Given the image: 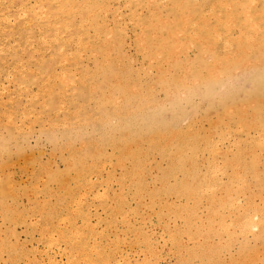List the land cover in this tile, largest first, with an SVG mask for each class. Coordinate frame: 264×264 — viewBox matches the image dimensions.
<instances>
[{
  "label": "bare ground",
  "instance_id": "1",
  "mask_svg": "<svg viewBox=\"0 0 264 264\" xmlns=\"http://www.w3.org/2000/svg\"><path fill=\"white\" fill-rule=\"evenodd\" d=\"M44 1L48 3V9L55 0ZM123 1L129 8V22H133L139 29L136 41H138L137 45L140 51L138 54L141 53L143 62L136 70H132L129 60L120 59L122 57L120 56L119 45L122 42L124 30L120 18H116L119 13L113 7V10L110 11L111 8L108 3L89 0L86 4L82 3L83 5L78 7V9L75 8V4H70L69 8L67 4L60 6L55 4L53 8L56 13L53 16L56 17H53L49 12L42 11L43 7L36 6V1H33V5H24L16 13L17 17L23 18V28L37 29L42 43L44 39L56 42L59 40V30L64 31L68 30V28L74 30L75 27L79 26L80 33L75 34V42L79 41L80 35L81 37L85 34L88 35V31L91 30L95 33L93 42L98 43L95 46L97 54L91 53L92 55H98L99 59L95 66V71L91 75L93 77L92 80L90 79L93 89L90 88L91 91L87 99L93 104V114L85 115V117L87 116V123L85 124L92 125L93 123L94 125L90 127L94 132V136L83 133L84 130L81 125L73 127L62 136L63 142L66 143L65 147H68L73 138H77L84 142L89 150L81 156L73 155L70 152L71 163L66 160L67 164L69 163V166L71 165L73 169L74 179L79 182L74 188H70L71 190L68 192L71 195L69 197L70 202L66 203L74 204V214L83 219L85 218V220L81 219V222L84 221L86 223V220L89 219V213L85 211L84 204L87 205V202L84 201L85 199L83 200L84 202L81 201V196L77 200L72 198L76 193L75 191L83 187L88 190V195L91 196L92 201L102 200L104 196L105 199H108L105 190H102L107 186L108 182L104 186L103 178L102 181L99 180L96 184L89 178V175L94 176L95 180L99 179V175L105 166L104 163L109 158L108 152L111 151L117 165L122 169L120 177L121 190L118 191L120 192L118 195L112 196L113 200L118 197L124 205L129 195L131 200L137 206H140V203L147 197L151 203L161 205L174 221H179V225L174 223V228L176 229H174V233L165 235L168 238L163 240L164 242L161 240L164 244H169V252L177 254L179 258L184 254L183 252L188 258L186 253L188 252L189 258H192L191 255L195 256L192 260L198 258V260L204 261L206 264L209 263L207 260H211L209 255L212 251L209 254L205 253L209 251L207 243L211 240L221 239L224 236L229 240V244L232 243L231 246L235 245L236 247V249L234 248V251H237L236 258L231 260L233 256L230 257L232 264H257V250L259 249V252L264 253V0H260L261 7L258 10L252 9L256 0H214L213 5L206 4L205 0H200L199 2L197 0ZM18 7L21 6L19 5ZM139 8L146 9L148 15L141 17L139 12L137 14V9ZM221 12L223 16L220 15ZM107 13H109V16L111 15L110 24L106 20L108 17ZM1 15L8 22L10 15L3 13ZM46 15L54 19L49 20ZM78 17L79 19H77ZM15 20L13 21L15 22ZM59 21L62 25L56 26ZM74 22L78 24L76 25ZM246 24L248 26H245ZM246 27L249 29H246ZM97 29L99 31L98 34L96 32ZM1 30L4 31L5 28ZM107 36H110V40H106ZM71 37L73 36L71 35ZM86 42L83 43L86 44ZM64 43L66 41L62 40L61 47ZM80 43L79 45L81 46ZM84 44L83 46L86 47ZM103 46H106L107 50L112 51L114 49L117 52V56L112 58L110 53H105L110 51H105L101 54L100 48ZM190 48L196 50L194 57L191 56L193 58L188 57L186 54ZM40 59L42 58L40 57ZM80 59L83 58L81 57ZM65 61L68 62L69 60L65 59ZM72 61H74V58ZM144 64H146V67H144ZM62 67L63 65L61 69ZM47 69L51 73L54 71V67L49 64ZM152 69H155L156 72L151 77L149 72ZM14 71L16 70L14 69ZM77 72L79 71L77 70L76 74ZM64 73L61 71L63 78ZM40 74L43 75L42 73ZM52 76L51 78L53 79ZM237 76H240L239 80L246 77L250 81L247 84L249 83L250 85L251 83V89L248 87L250 90L247 92L244 89L245 93L242 92L244 95L240 97L241 100L233 102V99L236 98L232 96L234 88L228 87L222 90L220 85L228 82L234 84L235 80H238ZM32 77L36 78L35 76ZM98 77L101 79L100 86L95 83ZM145 77L147 79L143 85L141 80H144ZM32 81L22 80L26 84L32 83ZM64 81L68 82V80ZM64 81L61 86L66 87V82ZM79 81L80 87L83 88L85 82L83 84L81 80ZM44 82L46 81L44 80ZM22 85L24 86V84ZM53 86L45 85L44 87L46 97L41 102L43 110L52 109L54 101ZM35 92L37 93V91ZM61 92L65 94L63 89H61ZM72 92L75 91L73 90L69 93ZM155 92H160L162 94L161 97L166 99L168 103L165 105V103L157 100ZM76 97L77 95L72 99L69 98L68 101H73ZM32 98L34 99V97ZM194 99L206 101V106H209L212 101L220 106V112L216 114V119L213 120L208 133H206L207 129L205 133L200 132L196 122L193 121L188 122L185 127L172 133L161 130L158 123L153 122L155 117L161 112H169L170 115L179 113L183 107L191 105ZM2 103L4 104V102ZM79 111H83V108L80 107ZM27 116L29 117V115ZM75 120L77 119L75 118ZM34 121L36 122L35 119ZM30 125L32 126V124ZM52 140L54 139L51 138ZM80 146L78 147L81 148ZM64 150L68 151L69 147ZM155 155L165 161V168L162 169L158 178L159 187L149 190L146 176L150 169L153 168L151 159ZM108 163L110 164V162ZM108 163L107 165L109 166ZM68 167L67 169H69ZM6 179L8 178L6 177ZM125 186H127V193H125ZM100 188H102V194L99 193ZM45 189L47 190V188ZM45 193L48 194L50 192L46 191ZM167 194L174 196L178 200V204L173 206L170 202H166L162 196ZM82 196L84 195L82 194ZM100 196L101 198H99ZM61 197H58L60 201L61 199L63 200ZM42 201L45 203L44 198ZM58 201L56 205L53 202L55 206L51 207L44 215V225H49L52 221L57 223L66 222L69 225L66 228L56 226L48 228L46 226V229H48L41 231L40 238L43 239V244L46 246L42 248L45 251V255H47V264H57L53 256L49 257V253L62 252L70 254V258L79 256L81 258L80 264H128L130 258L128 251L122 249L117 235L114 236L112 242H108L107 230L96 233L95 224H93L94 227L89 226L90 223L88 222L86 225H89L86 231L78 228L79 225L75 227L71 218L61 217ZM116 202L117 200H115ZM100 203L105 205L104 201ZM202 203L206 206L203 215L198 213L199 206ZM2 206L0 203V209ZM68 210H70L69 207ZM128 211L133 213L132 209ZM154 212L153 210L152 215ZM116 215L118 214L116 213ZM34 218L36 219V217ZM115 222V219L109 218L105 224L110 229ZM120 222L125 230L130 228L129 220L125 215L121 216ZM86 227L84 226L83 228L86 229ZM136 230H139L138 236L136 234L135 236L133 235V238L128 243L131 251L141 254L142 258L139 260L141 262L142 259L143 264H158L157 241L149 233L143 232L138 228H134V233ZM103 236V241L105 242L100 244ZM199 237L200 240L203 238L204 244L196 245L198 247L194 248L195 250H190L191 246L194 245L190 244L188 246L191 248L187 249L185 246L186 242L183 241L186 239L187 243L198 242L195 239ZM221 240H224V238ZM221 240H217V242L219 243ZM203 241L201 240L200 243ZM215 243L213 244L215 245ZM218 243L216 248L219 245L221 246V243ZM227 244L224 242L222 246L227 247ZM230 249L233 248L231 247ZM35 250H37L36 247ZM215 252L217 256H220V250L218 251L219 255L217 251ZM211 255L213 256V254ZM130 256L132 257V255ZM0 258L2 257L0 256ZM181 258L184 261L186 259L185 257ZM75 261L72 264H78ZM186 264H191V261ZM259 264H264V257L260 258Z\"/></svg>",
  "mask_w": 264,
  "mask_h": 264
},
{
  "label": "rangeland",
  "instance_id": "2",
  "mask_svg": "<svg viewBox=\"0 0 264 264\" xmlns=\"http://www.w3.org/2000/svg\"><path fill=\"white\" fill-rule=\"evenodd\" d=\"M33 1H36L35 3L37 4L36 6L39 5L43 7L42 8L43 10L41 9L42 11L49 12L53 16L56 13V10L53 8L55 4L57 6H60L62 4H67L68 8L70 7V4H75L76 5L75 8L78 9V7H80L84 3L86 4L89 0H66V1L65 0H55L54 2H52L51 7L48 9H47L48 3L45 2L44 0H0V18L1 20L3 19V21L0 20V51H2L0 53V83H1L0 88H2V90H0L1 91L0 92V139L1 141L0 142H2L0 143V147H1L0 148V153H1L0 154V157H1L0 158V179H1L0 180V194H1L0 203H1V206L3 205L2 208L0 209V214H1L0 215V238H1L0 247L2 246V248L0 249V251H2L0 252V256L2 257L0 258V264H43V263L47 264L46 262L47 255H45L44 253L45 251H43L44 250L43 248H45L46 246L45 244H43L44 243L43 239L40 238L41 231L47 230L48 228H50V226L66 228V226L68 227L69 225V224L67 225L66 222L57 223L53 221L50 222L49 225L47 224L44 225V222H43L44 215L48 212V210L51 207L53 208L57 204V201L59 200L58 197H61V196L63 200L60 198L61 201L60 200L58 201L60 205L59 212L61 214V217L63 218L65 216L64 218L66 217L71 218L72 221L74 222V226L77 227L79 225L78 228L82 229L83 231H86L88 229L89 224L86 225L88 222L90 223L89 226L94 227L93 224H95L94 229L97 231L96 233H100L103 230H107L106 232L108 233V242H112L114 240V236L117 235L120 241V245L122 246V249L124 251H128L127 253L130 257L128 264H132V262L137 264L140 262L139 259L142 258L141 254L133 253L130 247L128 246V243L133 238V235L135 236L136 234L138 236L139 230H136L134 233V228H138L142 230L143 232L149 233L151 237L157 241L158 244L156 246H157V250L159 253L158 264H180V262H182L181 264H184V263L186 264V263H189L190 261H191V264H205L204 261H200L198 260V258L192 260L193 257L195 256L191 255L192 258H189L190 255L188 252L186 253L188 254L187 257L189 259L186 258L185 252H183L184 254L181 255V257L186 258V259L184 258L185 261L183 260V258L181 257L179 258L177 254H173L169 252L170 246L169 244L167 245L166 243L164 244L163 240H167L168 238L165 235L174 233V231L176 230L174 228V223H176V225H179V221L178 222L174 221V219L168 215L169 213H167V211L163 209L161 205H158L157 203L155 204L151 203L149 198L145 197V199L140 203V206H137V204H135V202L131 200L129 195L127 196L128 198L127 202L124 205L121 203L122 201L118 197H116L115 200H117V202L115 203V200H113L112 196L118 195L120 193L118 191L121 190L120 177L122 175V169L119 165H117L115 161V157L111 154V151L108 152L109 158L104 163L105 166L99 175V179L95 180L94 176L89 175V178L92 181H94L96 184L98 183L99 180L102 181L103 178H104V181H103L104 186H106L105 184H107L108 182L107 186L105 187L106 189L100 188L99 190V193L101 194H102L101 189L105 190L106 195H107L106 197L108 199H105L104 198L105 196H104L102 197L103 198L102 200L92 201V198H90L91 196L88 195V190H86V188H83V187L75 191L76 193L73 195L72 198L77 200L81 196L80 197L81 201L85 199L84 201L87 202V205L84 204L85 211L89 213V219L86 220V223L84 221L81 222V219H83L82 217L76 216L74 214L73 209L75 205L74 204L72 205L71 203H68V204L66 203V202H70L69 197H71V195L68 193L69 190L74 188V186L78 185L79 183V182H76V180L74 179L75 175H74L73 169L71 165L69 166V163H71L70 152H72L73 155L81 156L82 154L86 153L89 150L87 148V145L77 138L75 139L73 138L70 141L68 145L69 147L68 151L64 150V149H67L68 147L67 146L65 147L66 143L63 142L64 140L62 136H64V134L68 130L72 129L73 127H76L77 125L83 126V130H84V132L82 131L83 133H87L90 136H94V132L90 129V127L94 126L93 123L92 125H86L85 123H87L86 121L87 116H89L90 114H93V109H92L93 104L91 101H88L87 99L89 97L88 95L89 92L91 91V89H93L91 86V80L93 79V77H91V75L95 71V66L99 59V56L95 55L97 54L95 52V46H97L98 43L93 42L95 33L91 30L88 31L87 33L88 35L85 34V35H82V37L80 35L78 39L79 41L75 42V34H77L78 32L80 33V28H79L80 26L75 27L74 30L72 28L70 29L68 28V30H64V31L59 30V35H58L59 40H57L56 42H50L49 40L44 39L45 41L43 40V43H42V41H40L39 39V34H38L37 29L34 28L32 30L26 27L23 28L24 26L23 18L16 16L17 11L21 9L22 6L33 5ZM97 1L102 2V3L104 2L108 3L111 8L110 11H112L113 9H116L117 12L119 13V15L116 18H120V22L124 30L123 39L119 45L120 56L122 57L120 59L129 60V62L131 63L132 70H136L138 67H140V65H142L143 59H142V55H140L141 53L138 54L140 51L138 50V45H137L138 41H136L137 33L139 29L137 26H135V24H133V22L131 21L129 22V18H130V13L128 11L129 8L126 6L123 0H97ZM197 1L199 2L200 0H197ZM205 1H206V4L208 5H211L212 3L214 4L215 2L214 0H205ZM124 4L126 7L125 6L123 7ZM19 5L21 7H18ZM6 7L8 8V10ZM253 7L254 8L252 9L258 10L261 7L260 0H256V3H253ZM73 10L75 11V9ZM1 12L5 15L6 14L10 15V17L8 18V22L4 20V18L1 15L2 14ZM138 12L141 15V17L148 15V11L144 8L137 9V14ZM106 15L108 16L106 20L108 21V24H110L111 15L109 16V13H107ZM220 15L223 16V13L221 12ZM47 17H49V20H53L54 19L53 17H56V16L51 17L49 15L48 16L46 15V18ZM13 18L16 19L15 22L13 21L14 20ZM77 19H79V17ZM74 24L77 25L78 23L74 22ZM61 25L62 23H60V21L59 23H56V26H61ZM245 26H248V24H246ZM4 28L5 30L2 31L1 29H4ZM246 29H249V28L246 27ZM96 32L97 34L99 33L98 29L96 30ZM71 35L73 37H71ZM61 39L66 41V43H64L62 47L60 45L62 41ZM107 39L110 40V36H107L106 40ZM85 41H87L86 44L83 43ZM79 42H81L80 43L81 46L79 45ZM75 43L77 44V46ZM83 44L86 45V47L88 48L83 46ZM1 45L3 46L1 47ZM105 51H110V52H105ZM82 52L84 53L82 54ZM100 52L101 54H103L104 52L108 54L110 53V57L112 58L113 56H117V52L114 51V49H112V51L107 50L106 46H103L102 48H100ZM91 53H95V54L92 55ZM195 53H196V50L194 48H190L186 54L188 57L193 58ZM49 54L51 57L48 56ZM40 57L44 60L42 61ZM81 57L83 59H80ZM73 58H74V61H72ZM65 59L69 61L66 62ZM48 64L54 67V71L52 73L48 71V69L46 70ZM14 65L16 66V68ZM62 65L64 68L62 67L61 69ZM39 67L41 68L38 69ZM144 67H146V64H144ZM14 69L16 71H14ZM75 70L76 71L78 70L79 72H77L76 74ZM61 71L62 73L66 71L64 73L65 79L62 77ZM155 72H156L155 69L150 70L149 76L151 77L154 76ZM40 73H42L43 75H41ZM50 75L53 77V79L51 78ZM32 76H35L36 78H33ZM82 76H86V77L82 78ZM237 77H238V80L237 81L235 80V82L233 81L234 82L233 85H235V87H232V89L234 88L232 96L236 97L233 99V102H238L239 100H241L240 97H243L245 93L244 89L246 92L251 89V83L250 85L249 83L247 84V82H250V81L246 77H244L245 80L242 77H241L242 80L241 79L239 80L240 76H237ZM24 79L33 80V81L32 83L26 84L22 82V80ZM78 79L81 80L82 83L85 82V84L83 83L85 85L83 88L80 87V81ZM146 79L147 77H145L144 80H141L143 85L146 83ZM44 80L46 82H44ZM64 80H68V82ZM63 81L66 82V87L61 86ZM100 81L101 79L98 77L95 83L99 84ZM21 84H24V86L23 85L21 86ZM45 85H49V86L54 85L53 86L54 101H53L51 110H48V109L43 110L41 108L42 107L41 102L46 97V92L44 88ZM98 86H100V84ZM25 87L27 88L24 89ZM248 87L250 89H248ZM60 88L63 89V91H65V94L64 93L62 94ZM73 90L75 92L69 93ZM35 91H37V93ZM58 95H60L61 97ZM75 95H77L75 100L73 99V101L72 100L68 101L69 98L72 99L75 97ZM161 96L162 94L160 92H155L156 99L160 100L166 105L168 101ZM32 97H34V99ZM2 102H4V104ZM205 102L199 101L198 99H194L191 105L183 107V109L179 113L170 115L169 112H161L158 116L155 117L153 122L158 123L161 130H164L167 133H172L180 128L185 127L188 124V122L193 121V122H196V126L197 128L199 127L198 129L200 132L205 133L208 130L206 132L208 133L210 131V126L213 124V120L216 119V114L220 112V106H218L214 101L210 102L209 106L208 105L206 106ZM62 104L64 105L62 106ZM79 105H81L80 107L83 108V111L81 112L79 111L80 109ZM106 107L109 108L108 105H106ZM8 111H9V114H8ZM27 115H29V117ZM85 115L87 116L85 117ZM75 118L77 120H75ZM34 119L36 120V122L34 121ZM31 121L33 122L30 123ZM30 124H32V126ZM72 124L73 126L71 127ZM51 138L54 140L51 141ZM82 143L83 145H81ZM78 146H80L81 148H79ZM66 160L69 162L68 164ZM77 160L79 161V159ZM151 160H152L151 163H152L153 168L150 169L148 175L146 176L147 187L149 190H153L159 187L158 178L160 177L162 169L165 168V161L161 160L158 155H155V157L153 156V159ZM108 162H110V164ZM107 163L109 164V166H112V167H109ZM113 164L115 165V167H113L114 166ZM67 167L69 169H67ZM66 169L68 170V172ZM107 170H108V173H107ZM6 177L8 179H6ZM9 183H11V185H9ZM127 186H125V193L128 192ZM45 188H47V190ZM61 189H63V191H61ZM46 191H49L51 195L50 193L46 194L45 193ZM60 193L61 195L58 196V194ZM82 194L84 196H82ZM101 196L99 198H101ZM162 197L165 199L166 202L168 203L170 202V204H172L173 206L178 204L177 202L178 200L170 194L163 195ZM43 198L45 200V203L42 201ZM101 201H104L105 205H101L100 203ZM53 202L55 203V205ZM67 206L70 208L71 211L68 210ZM130 209H132L133 213L128 211ZM205 209H206V206L204 203H202L199 206L198 213L203 215L205 212ZM3 210L5 213L3 212ZM153 210L155 212L152 215ZM116 213L118 215H116ZM67 214L68 216H66ZM123 215H125L126 218L129 220L130 228L128 230L127 229L125 230L123 228V225H121L122 223L120 222V218ZM23 216H26V217H23ZM34 217H36V219ZM109 218H113L116 220L115 224H113L112 227H110V229H109V226L108 225L106 226L105 224L106 221L109 220ZM83 220H85V218ZM32 222L36 224H33ZM42 226H44L45 228ZM46 226L48 227L47 229H46ZM84 226H87L86 229L83 228ZM159 237H161V239H159ZM222 238H224V240H221ZM103 239H104V236L100 240L101 241L100 244L105 242L103 241ZM221 239H215L214 241L213 240L209 241L208 243L209 244L211 243V245L207 243V245L209 246V247L207 246L209 251L208 253L207 252L205 253L209 254V252L212 250L211 251L212 253L210 252V255L213 254V256L209 255V257H211V260H207L210 264L211 262L212 264H216V263L217 264H232L231 260H233L237 256V251H234L236 249L235 245H233L234 247L231 246L232 243L229 244V240H227L224 236L221 237ZM195 240H198L199 243L197 241L187 243L186 239L183 242L187 243V245L185 243V246L187 247V249L188 248L190 249L192 247L193 249L191 248L190 250H195L194 248H197L198 246L202 245V243L204 244L203 238L201 239L203 241L201 243H200L201 241L200 237ZM217 240L218 241L221 240V242L218 243ZM215 242H217L218 244L221 243V246L219 245V247L216 248V246L218 245ZM224 242L226 244L228 243L227 244L228 249L227 247L222 246L224 245ZM213 243H215V245ZM190 244L191 245L194 244L193 245L194 247L193 246L189 247L188 245ZM35 247L37 248V250H35ZM231 247L233 249H230ZM219 250H220V256H217L215 251H217V254L219 255V252H218ZM233 251L236 254L232 253ZM258 252H259V249L257 250V253H256V256L258 255L256 257L258 259V261L256 259L257 264H259L260 258L264 257V253H262L261 251L259 253ZM64 254L65 255L67 254V255L65 256ZM49 255H48L49 257L53 256V259H55L54 261H56L57 264H66L68 260L69 262L67 264H72L75 261V259H76L75 262H77L78 264H80L81 262L80 260L81 258H79V256H77V258H74V257L70 258L69 256L70 254L68 253H63V252L54 253V254L49 253ZM130 255H132V257ZM232 256L233 258L231 259L230 257ZM77 259L80 261H78ZM141 263H142V259L139 264ZM209 263H206V264H209Z\"/></svg>",
  "mask_w": 264,
  "mask_h": 264
},
{
  "label": "clouds",
  "instance_id": "3",
  "mask_svg": "<svg viewBox=\"0 0 264 264\" xmlns=\"http://www.w3.org/2000/svg\"><path fill=\"white\" fill-rule=\"evenodd\" d=\"M228 87H235V85H233L231 82H228L226 84L220 85V88L222 90L225 89V88H228Z\"/></svg>",
  "mask_w": 264,
  "mask_h": 264
}]
</instances>
